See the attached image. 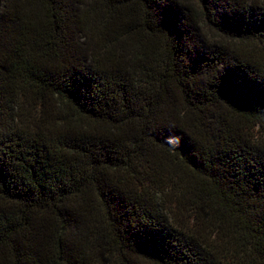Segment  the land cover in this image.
<instances>
[{
  "label": "trees",
  "instance_id": "trees-1",
  "mask_svg": "<svg viewBox=\"0 0 264 264\" xmlns=\"http://www.w3.org/2000/svg\"><path fill=\"white\" fill-rule=\"evenodd\" d=\"M194 2L0 0V264H264V0Z\"/></svg>",
  "mask_w": 264,
  "mask_h": 264
},
{
  "label": "rangeland",
  "instance_id": "rangeland-1",
  "mask_svg": "<svg viewBox=\"0 0 264 264\" xmlns=\"http://www.w3.org/2000/svg\"><path fill=\"white\" fill-rule=\"evenodd\" d=\"M185 2H189V3H192V7H194V9L197 10V6L198 4L194 2V0H184ZM209 35V34H208ZM261 131V130H260ZM262 132L264 133V131L262 130ZM263 136V139H264V134L262 135Z\"/></svg>",
  "mask_w": 264,
  "mask_h": 264
}]
</instances>
